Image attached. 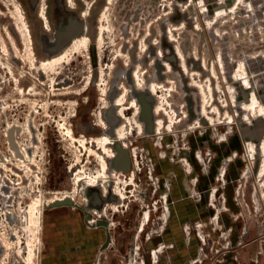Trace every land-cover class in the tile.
Here are the masks:
<instances>
[{
  "label": "rangeland",
  "instance_id": "obj_1",
  "mask_svg": "<svg viewBox=\"0 0 264 264\" xmlns=\"http://www.w3.org/2000/svg\"><path fill=\"white\" fill-rule=\"evenodd\" d=\"M18 1L33 38L29 49L14 46L24 70L72 53L40 74L37 94L33 77L23 92L10 75L1 86L0 264H264V0H1L8 43L9 12L17 28L22 21ZM75 21L88 26L75 40L88 36L90 46L55 45ZM252 91L259 102L247 107ZM119 95L129 118L114 105ZM17 124L29 155L9 142ZM121 124L137 145L135 177L130 149L101 148L105 166L83 140L116 141ZM76 203L109 224L106 246L105 228L86 227Z\"/></svg>",
  "mask_w": 264,
  "mask_h": 264
},
{
  "label": "bare ground",
  "instance_id": "obj_2",
  "mask_svg": "<svg viewBox=\"0 0 264 264\" xmlns=\"http://www.w3.org/2000/svg\"><path fill=\"white\" fill-rule=\"evenodd\" d=\"M16 4H17V8H18V13H19V15L21 16V19H20V21H21V23H19L18 24V30H19V32L22 34V35H26L27 37H28V39H29V41H30V43H29V45L30 44H32V41H33V38H32V31H31V29H30V26L28 25V21L26 20V18L24 19V13H23V9H22V7L19 5L20 3H19V1L18 2H16ZM108 12V11H107ZM45 15V14H44ZM105 15V14H104ZM105 17V16H104ZM108 17V16H107ZM102 26H104L103 24H102ZM92 41V40H91ZM91 41H90V39H89V37L88 36H84V37H81V39L80 40H75V42H74V44L72 45L73 46V49L74 50H76V49H78L81 45H83V46H86V47H89L90 46V44H91ZM103 41H104V38H103V36H101V42H100V44H102L103 43ZM31 52H33V50L31 51ZM69 52H71L72 53V51H70V50H67L66 52H64V53H62V54H58V55H55V56H53V57H51V58H49V59H46V60H42L41 62H40V64H38L37 62H35L34 60H33V63L32 64H30V65H32V71H33V74L34 75H32V73H31V70H30V73L27 71V70H24V69H20V73L19 74H17L16 73V71H15V68L12 66V63H9L10 64V70H9V73H10V77H11V79L13 80V81H15V84H16V88H17V90L20 92H23L24 91V88H23V86L20 84V82L22 81V77H21V75L22 74H24V73H26V74H29L30 76H31V78L33 77V81H34V83L31 85V87H32V89L35 91V93L37 94V93H39L40 92V89L37 87V85H43L42 83L40 84V74H44V73H50L51 71H54L55 69H56V65L63 59V58H68L67 56H68V54L69 55H71ZM184 58V57H183ZM183 61H184V63L186 64V59L184 58L183 59ZM207 68V67H206ZM205 68V69H206ZM57 70V69H56ZM215 72V71H214ZM237 72V71H236ZM53 74V73H52ZM29 76V77H30ZM137 76V75H136ZM215 77V76H214ZM212 79V78H211ZM88 80L90 81V80H92V75L90 74L89 76H88ZM43 82V81H42ZM137 82V81H136ZM143 82V81H142ZM250 82V81H249ZM44 83V82H43ZM146 83V82H145ZM101 86H102V89L103 90H105L106 92H107V87L105 86L104 87V85L103 84H100ZM199 85V84H198ZM154 87H152V90H151V92H156L157 91V93H159V91H158V88H157V86L156 85H153ZM203 89V88H202ZM204 91V90H203ZM32 92V91H31ZM106 92H105V94H106ZM71 92H68V94H70ZM78 92H75V94H77ZM72 94H74L73 92H72ZM206 94V93H205ZM102 95V94H101ZM207 96V95H206ZM126 97H127V95H119L118 97H116V100H115V103H114V105H116V106H118L120 109H119V112H118V114H119V116H121L123 119L125 118H129V115L127 114V112H126V110H127V108L125 107V106H127V105H125V99H126ZM250 97H252L253 99H251V98H249V102L246 104L247 105V107H252L253 105H254V103H257V102H259V97H258V95L256 94V92L255 91H252V93H251V95H250ZM134 100V99H133ZM135 101V100H134ZM104 103V102H103ZM134 103V102H133ZM132 103V104H133ZM204 103V102H203ZM218 103V102H217ZM262 103V102H261ZM71 105H72V109H73V111H76V104L74 103V102H71ZM261 105V104H260ZM136 106L138 107L139 106V104L138 103H136ZM206 107L207 106H205V109H206ZM218 109V108H217ZM250 109V108H249ZM135 110H137V109H135ZM155 110V109H154ZM164 108L163 107H160V106H158L157 108H156V110H155V113H157V114H161V113H163L164 111ZM219 110V109H218ZM209 113V112H208ZM99 119H100V123H98V125H100L102 128H106V126H107V123H106V121H105V119H104V117H103V111L101 110V111H99ZM133 115V114H132ZM172 115V114H171ZM173 117V116H172ZM233 119H234V121L236 122V117L235 116H231ZM133 118V117H132ZM135 118V117H134ZM137 119V118H136ZM135 119V120H136ZM157 119H159V118H157ZM138 121H140V120H138ZM137 122V121H136ZM184 122V121H183ZM143 123V122H142ZM28 125V124H27ZM139 125V127L141 128V129H143V125L141 124V123H139L138 124ZM162 125H163V120L162 119H159L157 122H156V126H157V128H156V134H162V128L164 127L165 128V126L163 125V127H162ZM202 125V124H201ZM8 126V125H7ZM16 126V125H15ZM200 126V125H199ZM27 129H28V131L29 132H31L32 133V130L30 129V127L29 126H27L26 127ZM8 129V128H7ZM154 129V128H153ZM139 130V129H138ZM167 130V129H166ZM8 132V131H7ZM145 132V131H144ZM142 133H140L139 135H141ZM7 135V134H6ZM16 136V140H17V142H18V144H19V149H20V153L21 154H27V155H29V149H28V147L27 146H23V145H21L20 144V142H19V140H18V138H17V134H15ZM115 135H116V141L115 140H113L115 137H110V136H108V135H101V136H94V137H91V138H89V137H87L85 134H83V140H84V142H91V143H94V146H95V148H91L93 151H94V153L97 155V156H99V158L104 162V164H105V166H107L108 165V162H107V159H106V157H104L103 155H102V153H101V148H107V146L110 144V143H112V142H119V143H121V145L124 147L123 149L124 150H129L130 149V152H131V156H132V159H133V167H132V169H131V172H130V176L131 177H135L137 174H138V170L140 169V163H139V161H138V159L139 158H136V154H137V148L135 147V146H137V145H135V146H133V144H132V138L130 137V135L128 136L127 135V131H126V129L124 128V126H123V124H121L120 126H118L117 128H116V130H115ZM138 136V135H137ZM81 138V137H80ZM82 140V139H81ZM264 145V138H263V140H262V142H261V145ZM160 145H162L161 143H159V146ZM15 146H18V145H16V142H15ZM14 147V146H13ZM96 147H98V148H96ZM16 148V147H15ZM158 148V147H157ZM17 151H18V153H19V150L17 149ZM199 155H200V158L202 159L203 157H204V155L202 154V152H201V150L199 149ZM15 153V152H14ZM110 156L112 157V156H114V154L113 153H110ZM17 157H19V155H17ZM24 157V156H23ZM26 157V156H25ZM197 157V156H196ZM28 158H26V160H27ZM197 159L200 161V159L197 157ZM25 159H23V161H24ZM1 162H2V160H0ZM25 162V161H24ZM4 163V162H3ZM21 163H23V162H21ZM23 165V164H22ZM27 165V164H26ZM25 167V166H24ZM223 168V167H222ZM225 168V167H224ZM155 171V170H154ZM1 174V173H0ZM153 174V173H152ZM126 173L124 172V171H118V172H116V175H115V179L117 180V181H119V182H122V181H124L123 179L124 178H126ZM78 179L79 180H81V177H78ZM129 180V179H128ZM130 180H131V178H130ZM169 182H171L172 183V181H171V178L168 180ZM134 182V181H133ZM132 182V183H133ZM90 183L91 184H96V179H91L90 180ZM117 196H119V199H120V201L122 200V199H124L125 198V193H124V191L121 189L120 191L119 190H117ZM167 196V195H166ZM117 206V205H116ZM115 206V207H116ZM165 212L168 214V212H170V206H169V202L167 201V203H166V209H165ZM39 213H40V217H39V221L38 222H40V224H41V211H39ZM99 213V212H98ZM36 220H38V219H36ZM146 222V221H145ZM145 224V223H144ZM92 225V224H91ZM108 225V224H107ZM143 228V227H142ZM201 229V228H200ZM203 229V228H202ZM201 229V230H202ZM224 230V229H223ZM38 231V230H37ZM188 231L190 232L191 230H190V226H189V228H188ZM188 232V233H189ZM161 233V232H160ZM199 235V237H200V239L201 240H203V238H204V234H203V232H201V233H199L198 234ZM205 239V238H204ZM202 247V246H201ZM163 248H165V246L164 245H161L160 247H158L157 249H155V251H154V253L159 257V254H160V252H161V249H163ZM202 250V249H201ZM37 253H38V250L36 249V248H32L31 249V253H29V254H31L30 256H32V255H37ZM196 261V260H195ZM32 262V261H31ZM32 264H34V263H32ZM97 264H99V259H98V263Z\"/></svg>",
  "mask_w": 264,
  "mask_h": 264
},
{
  "label": "flooded vegetation",
  "instance_id": "obj_3",
  "mask_svg": "<svg viewBox=\"0 0 264 264\" xmlns=\"http://www.w3.org/2000/svg\"><path fill=\"white\" fill-rule=\"evenodd\" d=\"M19 5L22 7L21 3ZM2 6L7 7L4 3H1V0H0V22H1V19H2V15H4V11L1 10ZM22 9H23V13H24V19L26 18V20L28 21L26 13L24 11V8L22 7ZM9 15H10V17L13 20V24H12L11 30L8 29L6 33H7V36H8V40L11 39V43L9 42L10 43L9 44L8 41H6V39L4 38L3 34L2 33L0 34V47L3 44L2 49H0V58H1L0 59V63L3 66V69L0 70V89L4 88V87H1V86L3 85V83H4V86H5L7 79H9V75H10L9 70L11 68L9 63H12V66L15 68L16 73H17V71L20 73V69H24L25 68L24 65L21 63L20 58L18 57V53L15 51L14 46L17 49H19L20 43L23 44V46H24L25 45V40H26V44H27V47L29 49V43H30V41L28 39H25V37L22 36L17 31L18 28L16 27V21L14 19V16H12L11 12H9ZM28 25H29V21H28ZM73 27H74V33L72 32ZM73 27H72L71 31L66 33L65 35H63L59 39V41L55 43V45L57 43H60V45H63L65 42H67L69 40H72V39L75 40V38H77L76 36L78 34H80L81 32H83L84 30H86L88 28L87 23H78L77 21H75L73 23ZM15 40H16V45H15ZM25 69H28V68H25ZM28 75L29 74L21 75L22 82L24 80L23 78H25L26 80L27 79H31V76L29 75L30 76L29 77ZM2 81H4V82H2ZM18 126H19L18 124L16 126L15 125H11V126H9V128L7 130L8 131L7 132V134H8L7 136L9 138V140H10L9 142L12 144V146L16 147V149H17V146H15V142H17V140H16V137H15L16 136L15 134H17V136H18ZM17 144H18V142H17ZM167 199H168V196H167ZM75 206H77V207H74V210H78L82 214V216H84L83 220H84V223H85L86 227L91 228V229H93V227H97L99 229H104L105 228V232L104 233L106 234V238L107 239H106V241L103 242L102 247L106 246L108 244V240L110 239V231L109 230L106 231V229L109 228V226H107L108 223L104 222V221L103 222L102 221L101 222L98 221L96 223L91 222V220L89 218L91 216L90 208L81 207L78 203H76ZM197 225L199 227H201V225H203V223L202 222H198ZM178 240L179 239H177L176 241H178ZM97 263H98V261H97Z\"/></svg>",
  "mask_w": 264,
  "mask_h": 264
},
{
  "label": "water",
  "instance_id": "obj_4",
  "mask_svg": "<svg viewBox=\"0 0 264 264\" xmlns=\"http://www.w3.org/2000/svg\"><path fill=\"white\" fill-rule=\"evenodd\" d=\"M70 203H71L70 201H61V202H59L60 205H62V204H70Z\"/></svg>",
  "mask_w": 264,
  "mask_h": 264
}]
</instances>
